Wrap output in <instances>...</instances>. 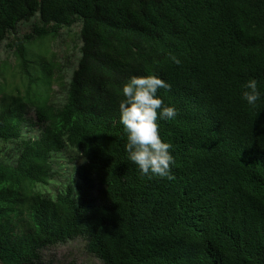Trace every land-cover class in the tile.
<instances>
[{
	"label": "trees",
	"instance_id": "16d2710c",
	"mask_svg": "<svg viewBox=\"0 0 264 264\" xmlns=\"http://www.w3.org/2000/svg\"><path fill=\"white\" fill-rule=\"evenodd\" d=\"M29 21L8 43L25 94L0 110V144L17 149L0 153V264H36L76 238L105 264H264V0H0V44ZM74 26L80 54L54 76L57 61L32 46ZM148 74L178 112L158 120L172 180L142 175L125 150L122 87ZM67 147L75 178L46 195L36 186Z\"/></svg>",
	"mask_w": 264,
	"mask_h": 264
},
{
	"label": "rangeland",
	"instance_id": "374dc122",
	"mask_svg": "<svg viewBox=\"0 0 264 264\" xmlns=\"http://www.w3.org/2000/svg\"><path fill=\"white\" fill-rule=\"evenodd\" d=\"M32 28V22H24L18 25L15 33L0 44V110L11 102L15 95H24L26 90V79L17 69V60L15 56V46L9 47L8 43L14 42L15 37H19L29 32ZM80 28L74 26L70 30H63L62 34L55 39H47L34 43V54L42 53L43 59L52 57L57 61L53 70L54 76L58 74L67 75L73 65L75 58L80 54L79 39ZM47 50V52L45 51ZM56 64V63H55ZM67 72V73H66ZM68 76V75H67ZM51 95L59 100L63 91L54 82L51 87ZM29 118L36 120L34 112L29 114ZM28 123V122H27ZM27 135H33L38 132L37 126L33 124L25 128ZM16 145L12 143L0 144L1 155L16 153ZM81 161L80 155L71 147H67L56 154L53 161V176L45 185H37L44 194L55 196L64 186L75 178V165ZM29 219L26 213L19 218V228L27 229ZM36 264H105L99 258L89 253L86 249V242L83 238H76L63 244H57L43 250L41 262Z\"/></svg>",
	"mask_w": 264,
	"mask_h": 264
},
{
	"label": "clouds",
	"instance_id": "9594fccd",
	"mask_svg": "<svg viewBox=\"0 0 264 264\" xmlns=\"http://www.w3.org/2000/svg\"><path fill=\"white\" fill-rule=\"evenodd\" d=\"M179 65L180 59L171 56ZM164 79L154 74L133 75L122 87L123 99L119 103V122L127 135L125 150L128 159L142 175L174 179L171 168L175 164L171 154L172 144L159 135L158 120H173L178 112L174 106L164 104L157 96L159 89H170ZM242 98L255 107L260 98L257 81L249 79L244 85Z\"/></svg>",
	"mask_w": 264,
	"mask_h": 264
}]
</instances>
